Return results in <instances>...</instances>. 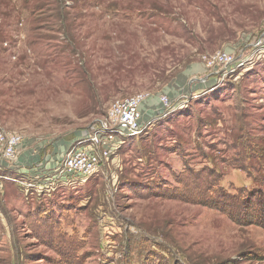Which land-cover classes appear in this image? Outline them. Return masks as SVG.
Segmentation results:
<instances>
[{"label":"rangeland","instance_id":"1","mask_svg":"<svg viewBox=\"0 0 264 264\" xmlns=\"http://www.w3.org/2000/svg\"><path fill=\"white\" fill-rule=\"evenodd\" d=\"M137 94L140 135L79 186L1 168L59 164ZM0 129V264H264V0H0Z\"/></svg>","mask_w":264,"mask_h":264},{"label":"built area","instance_id":"2","mask_svg":"<svg viewBox=\"0 0 264 264\" xmlns=\"http://www.w3.org/2000/svg\"><path fill=\"white\" fill-rule=\"evenodd\" d=\"M254 46L261 47V40ZM202 60L207 61L208 66L227 65L232 61V57L215 52L203 56ZM143 100L144 95L137 94L113 101L104 116L91 122L89 133L77 141L76 147L68 151L57 165L53 177L44 182L43 185H47L44 187L62 182L65 187L71 189L97 174L101 167L114 158L124 138H135L140 135L142 116L139 107ZM159 100L164 109H170L167 97L161 96ZM21 139L22 137L15 132L0 129V150L4 160L11 161L14 158Z\"/></svg>","mask_w":264,"mask_h":264},{"label":"crops","instance_id":"3","mask_svg":"<svg viewBox=\"0 0 264 264\" xmlns=\"http://www.w3.org/2000/svg\"><path fill=\"white\" fill-rule=\"evenodd\" d=\"M64 159V157L60 160V162ZM59 162V163H60ZM113 162V158H112ZM58 164L51 165V166H42L37 165V163H33L32 166L25 167L22 163V161L16 160L14 163H4V165L1 167L3 171H6L8 174H15L18 176H21V179L24 180V184H27L28 188H31L34 192L37 194L45 193L50 194L54 190L61 189L64 186V184H53L48 187H44L47 185H43L47 179L52 178L53 174L55 172V169ZM34 185V187H32ZM53 186V187H52ZM44 187V188H43ZM66 189V187H65Z\"/></svg>","mask_w":264,"mask_h":264},{"label":"trees","instance_id":"4","mask_svg":"<svg viewBox=\"0 0 264 264\" xmlns=\"http://www.w3.org/2000/svg\"><path fill=\"white\" fill-rule=\"evenodd\" d=\"M249 203V202H248ZM248 203H245L244 205H243V209L246 207V209L248 208V207H250V204H248ZM213 207H215V208H220L221 207V205L219 204V202H213ZM223 207H226V206H223ZM223 207H221L222 209H223Z\"/></svg>","mask_w":264,"mask_h":264}]
</instances>
